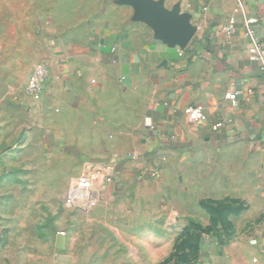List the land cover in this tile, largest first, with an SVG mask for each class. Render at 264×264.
<instances>
[{"label": "crops", "instance_id": "1", "mask_svg": "<svg viewBox=\"0 0 264 264\" xmlns=\"http://www.w3.org/2000/svg\"><path fill=\"white\" fill-rule=\"evenodd\" d=\"M150 1L189 18L194 34L184 49L160 38L133 0H0L10 8L0 16L3 38L13 41L3 52L30 64L23 104L51 145L66 143L82 156V174L89 167L99 172L105 195L106 166L144 168L197 142L244 151L253 186L247 196L260 199L259 207L206 239L202 264H264V74L249 56L253 44L241 22L233 35L224 31L235 1ZM244 3L248 16L260 18L256 44L264 48V0ZM38 63L49 78L42 97L32 99L24 87ZM232 90L242 91L238 109L224 98ZM189 106L202 108L201 122L184 115ZM217 123L222 127L214 130ZM69 244L68 232L57 234L47 264L75 263Z\"/></svg>", "mask_w": 264, "mask_h": 264}, {"label": "rangeland", "instance_id": "2", "mask_svg": "<svg viewBox=\"0 0 264 264\" xmlns=\"http://www.w3.org/2000/svg\"><path fill=\"white\" fill-rule=\"evenodd\" d=\"M2 32L0 23V264H47L63 232L73 264H202L205 240L259 207L247 196L253 186L244 151L197 142L143 169L102 168L114 176L110 192L93 209L67 208L83 158L36 131L22 97L30 64L27 56H6L3 44L13 41Z\"/></svg>", "mask_w": 264, "mask_h": 264}, {"label": "built area", "instance_id": "3", "mask_svg": "<svg viewBox=\"0 0 264 264\" xmlns=\"http://www.w3.org/2000/svg\"><path fill=\"white\" fill-rule=\"evenodd\" d=\"M235 8L232 15L228 18L225 33L226 35H233L235 32V26L240 21L243 29V37L252 42V47L249 50L250 58L257 62L260 66V70L264 74V48L256 44V28L260 24V18L248 16L245 11L244 0H234ZM181 55V52H178ZM49 78L48 68L38 63L35 65L32 73L30 74L26 85L24 87V94L32 99H39L44 92V85ZM242 95L241 90H232L225 94L224 98L230 103L234 109L239 107V97ZM184 115L188 120L197 124L204 119V112L199 106H189L184 110ZM222 127V123H217L214 126V130H218ZM264 153V147L261 149ZM99 174L98 171L92 168H87L84 173L75 179L68 187L65 194L64 202L67 208L78 211H85L93 209L97 206L101 197V188L97 185L95 176ZM103 184H114V176L112 174H104L101 177ZM64 235V233H61Z\"/></svg>", "mask_w": 264, "mask_h": 264}, {"label": "water", "instance_id": "4", "mask_svg": "<svg viewBox=\"0 0 264 264\" xmlns=\"http://www.w3.org/2000/svg\"><path fill=\"white\" fill-rule=\"evenodd\" d=\"M134 9L141 19L154 27L160 38L170 46L184 49L194 34V28L186 15L180 16L177 10L168 11L161 4L150 0H133Z\"/></svg>", "mask_w": 264, "mask_h": 264}]
</instances>
